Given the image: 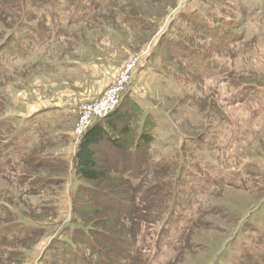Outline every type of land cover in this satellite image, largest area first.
I'll return each mask as SVG.
<instances>
[{
  "label": "rangeland",
  "instance_id": "rangeland-1",
  "mask_svg": "<svg viewBox=\"0 0 264 264\" xmlns=\"http://www.w3.org/2000/svg\"><path fill=\"white\" fill-rule=\"evenodd\" d=\"M96 2L85 0L90 14L73 25L39 0H0V50L21 42L0 53L11 72L0 81V121L18 128L39 113L47 129L33 157L41 164L0 172V228L35 230L11 231L0 264H68L65 247L82 264H264V243L254 240L264 233V0ZM31 31L50 40L33 48ZM132 61L121 101L132 133L116 158L129 166L141 136L152 137L147 173L135 180L144 202L125 213L74 212L76 191L95 186L73 174L81 110ZM119 179L99 187L129 205ZM83 231L92 245L76 242Z\"/></svg>",
  "mask_w": 264,
  "mask_h": 264
},
{
  "label": "trees",
  "instance_id": "trees-1",
  "mask_svg": "<svg viewBox=\"0 0 264 264\" xmlns=\"http://www.w3.org/2000/svg\"><path fill=\"white\" fill-rule=\"evenodd\" d=\"M61 1L63 0H39V2L45 4L49 12L56 17L59 18L63 13L67 15L66 17L69 15V23H72L73 25L84 22L87 19L88 14H90L87 13L86 9H90L92 6L89 5L88 8L84 7L85 0H67L65 1L67 2V5L64 7H62ZM96 1L97 0H90V3L94 6H98ZM74 7H78L77 11H72ZM49 37L50 36L47 34H41L40 32L35 33V31L33 33V31H31L26 38H29L28 40L31 41L32 47L35 48L38 46L40 47L41 45L44 46L48 43L50 40ZM8 43L1 48L2 50H0V53L5 49H9L11 45L12 51H20L21 48L18 46L21 43L20 38L14 37L11 39V42ZM171 48L175 49L174 46ZM21 51L22 54L31 52ZM22 54L20 53L19 56ZM191 55L192 54L190 53L183 57L188 58ZM190 61H192L191 64H193L195 58H191ZM0 72H2L0 74V81L10 77L11 72L6 70L3 66H0ZM197 74L200 75V73ZM132 102V100H128L129 105L132 104ZM125 108L126 106L121 103L109 116L95 121L88 131L81 137L78 143L73 161V174L74 176L82 178L85 182L93 183L95 186L78 189L76 191V194L73 195L74 212L86 215L91 208L101 209V211H109L111 205L114 206V210L118 213H121L128 208H132L133 211H138L137 205H141L142 200L144 199V195H140V193L137 194V192H140L141 190L142 183L136 182L135 180L144 177L147 173H142L148 166L149 161L148 155L144 150H146V146L152 142V137L145 133L141 136L142 143L137 142L135 145L129 166L127 164H122L120 160L116 158L117 155H124L123 153L125 152L126 146H128L126 142L127 138L132 133L131 122L129 120L132 115L127 113ZM38 115L39 113L33 117L35 118L34 121L32 120L33 118H29L24 125H21L18 128L11 126V119L0 121V136L2 133V135L5 134L3 138H6L5 141H1L0 139V172H5L7 166L9 168H15V166H21L24 164L42 163V158L37 157L36 159H33L38 147L36 146V142L45 137V132L47 130L45 126L42 125L40 119H36ZM10 133H13L12 137H9V135H11ZM36 136L37 139L35 138ZM0 138H2V136ZM112 155H115V158H111ZM51 161L53 162L50 166L56 164L55 159ZM113 175H115V177H120L118 182L121 187H128L129 194L127 195L130 198L129 205L114 198V194L107 193L100 189L99 185H103L107 183V181H110ZM20 180L23 181V179ZM83 219L85 223L86 219ZM88 222L89 221L87 220V223ZM2 227L7 226L3 225ZM18 229L22 230L21 232L16 233ZM25 229L29 230L26 231ZM11 231L16 233L15 235L21 234L24 236H30L35 234L34 228L25 225L19 227H17V225H12V227L0 228V244L3 243L6 238L11 236ZM74 236L76 242L83 240L92 245L89 241L90 235L88 232L83 231L82 235L77 232ZM15 238L17 237L15 236ZM107 238H111V236L108 235ZM107 238L105 237V239L102 240L107 241V244L108 242L111 244L110 240ZM255 239H258L260 243H264V233L259 231L254 237V240ZM75 240L73 239V242ZM96 240H99L97 236L95 237V241ZM110 246H113V244ZM58 250H62V253L67 255L68 258L65 260L68 264H82V262H85V259H82L77 252L73 253L69 247L63 249L58 248ZM97 251L100 250L98 249ZM99 253H102V256L105 258L108 256V250H103ZM247 253L249 252L247 251Z\"/></svg>",
  "mask_w": 264,
  "mask_h": 264
},
{
  "label": "built area",
  "instance_id": "built-area-1",
  "mask_svg": "<svg viewBox=\"0 0 264 264\" xmlns=\"http://www.w3.org/2000/svg\"><path fill=\"white\" fill-rule=\"evenodd\" d=\"M143 59V58H142ZM138 61H132L125 67L118 76L116 82L104 93L102 98L90 105H87L81 110V127L78 132H85L98 119H103L114 112L122 101V96L127 92L130 84L133 81Z\"/></svg>",
  "mask_w": 264,
  "mask_h": 264
},
{
  "label": "crops",
  "instance_id": "crops-1",
  "mask_svg": "<svg viewBox=\"0 0 264 264\" xmlns=\"http://www.w3.org/2000/svg\"><path fill=\"white\" fill-rule=\"evenodd\" d=\"M54 121H55V120H54ZM54 124L57 125L56 122H54Z\"/></svg>",
  "mask_w": 264,
  "mask_h": 264
}]
</instances>
